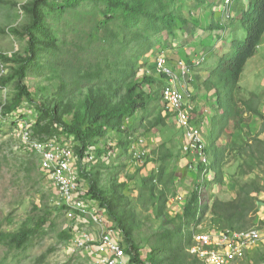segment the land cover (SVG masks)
I'll return each mask as SVG.
<instances>
[{"label": "rangeland", "instance_id": "obj_1", "mask_svg": "<svg viewBox=\"0 0 264 264\" xmlns=\"http://www.w3.org/2000/svg\"><path fill=\"white\" fill-rule=\"evenodd\" d=\"M31 1L0 0V54L7 58L5 61L0 60V81L13 73L25 55L28 37L24 33V28L31 22L27 12V6ZM205 1L201 4L195 0H176L180 5L182 16L188 20L187 25L183 26L182 30H177L176 38H169L166 44L155 47L147 54L144 62L137 63V73L132 81L137 83L146 95H154L161 89L163 79L154 66L157 53H163L170 62L182 59L187 63H194L203 54L206 57L205 61L203 60L201 65L194 66L193 80L189 84L186 83L185 87L189 93V103L194 108L193 122H203L207 127V117L212 115L214 111L212 105L215 101L212 93L204 90L203 81L207 78L209 66L217 60L214 52L222 54L230 46L229 41L220 45L221 38L216 39L215 33L220 30L207 27L214 17L230 22L226 17L230 11H223V0ZM214 3L217 6L212 5ZM233 5L231 4V8ZM211 12L213 18L209 15ZM97 17L101 15L98 14ZM96 19L90 8L86 6L66 10L60 15L55 10L48 12L47 20L52 35L56 37L57 44L61 46L64 44L62 47L67 52L63 56L69 63L66 66L53 62L48 53H43L38 66L28 69L23 80L37 99L42 101L54 99L61 84L70 81L71 76L66 69L74 64L72 54L77 50V46L88 49L99 47L102 34L94 29ZM236 37L238 40H243L245 30L240 27ZM210 47L211 49H208ZM259 47V51L257 49L256 54L244 66L238 96L249 99L254 93L256 96L253 97V102L264 116V46ZM210 50L211 53L208 52ZM148 77L152 81H148ZM12 83L13 80L3 86L0 85V230L18 231L24 227H33L43 216L47 221L39 228L37 236L35 235L32 244L25 251L8 252L6 247L0 246V260L7 256L8 264H96L89 248L95 243L99 234L104 230H112V234L125 245L122 232L96 200L91 202L94 207L98 205L102 213V220L97 223L90 219V215L80 220L70 219L62 207L55 206L57 194L51 180L40 168L37 155L24 147L20 139V131L27 127L36 137H57L54 131L49 132V127L44 126L43 129H39L35 125L37 112L25 99L19 102L17 108L9 111L14 95ZM73 89L65 101L72 109H78L88 88L80 84L73 85ZM146 107L147 111L140 109L123 123L126 129L130 130L129 134L132 135L133 141L142 138L143 143L138 146L143 145L147 151L146 155H143L136 164L130 159L129 143L125 140L126 134L109 131L108 140L114 147L111 156L106 158L91 150L89 156L92 154L93 158L88 156L82 161L84 171L97 178L98 186L107 196L111 198L116 196L123 199V202L126 201L123 219L131 226L132 238L137 245L141 264H202L189 255L187 245L179 247L174 244L163 250L164 252L156 249L162 247L163 235L177 225V216L182 213L177 203L168 202L162 214H159L162 204L159 199L161 189L165 184L167 199L177 194H181L184 200L188 199L197 183V170L195 167L190 170L186 168L187 161L184 160L186 156L181 152L182 137L180 136L183 133L171 116V112L162 106L161 100L157 102L148 100ZM158 116L165 117L166 126L151 127V123ZM64 117L67 121L71 119L69 114ZM251 121L253 124L251 133H259L263 118L254 116ZM203 132L206 138L207 128L203 129ZM61 138L75 144L73 139H67L65 134L58 136V139ZM226 138L227 135H224L223 139ZM104 144L106 143L100 141L96 147L100 148ZM166 153H172V157L162 160ZM182 159L184 162L181 161ZM242 161L243 157H237L229 149L226 151L222 166V182L218 184L211 180L204 184L199 195L202 203L209 206L201 221L195 228L190 226V230H206L215 224L211 220L212 200L216 197L229 199L234 196L238 167ZM161 167L165 170L164 176L170 174L171 178L169 175L168 179L164 177L162 181L158 180L157 174ZM75 168L78 171L77 164ZM148 177H153L152 183L145 185L144 181ZM250 178H256L264 184V165H259L255 174L244 177V179ZM81 179L88 188L89 180L84 177ZM256 201L255 210L250 214L249 221L244 227L258 226L264 230V216L259 215L261 210H264V192L260 196L256 195ZM65 231H68L69 239L58 236ZM84 234L90 235L93 240L87 242L86 247L83 248L77 246L75 240ZM126 258L129 259L127 255ZM263 263L264 239H261L242 259L234 260L230 264Z\"/></svg>", "mask_w": 264, "mask_h": 264}, {"label": "trees", "instance_id": "obj_2", "mask_svg": "<svg viewBox=\"0 0 264 264\" xmlns=\"http://www.w3.org/2000/svg\"><path fill=\"white\" fill-rule=\"evenodd\" d=\"M195 1L201 4L206 2ZM212 5L217 6L215 3ZM80 6L90 8L97 18L94 29L101 32L102 42L97 49L77 46V50L72 54L74 64L66 69L71 76L70 81L61 84L54 99L48 101L37 99L23 80L28 69L38 66L43 53H48L53 62L66 66L69 63L63 56L67 52L62 47L64 44L62 46L57 44L56 37L52 35L47 14L55 10L60 15L66 10H75ZM222 8L224 12L230 11L226 16L227 21L230 22L213 18L211 12L209 15L213 19L211 18L207 28L220 30L215 33L216 39L221 38L220 45L229 41L230 46L222 54L214 52L217 60L211 63L207 78L203 81L204 90L214 96L215 103L212 105L214 111L207 117V127L203 122L198 124H201L202 129L207 128L204 139L214 172V182L218 184L222 182V166L228 149L237 157H243L238 167L234 196L229 199L216 197L210 205L211 220L215 223L210 229L239 230L245 229L250 214L255 210L256 195L264 192V184L256 178L244 179L247 175L255 174L259 165H264V116L253 102V97L256 96L254 93L249 99L238 96L244 66L256 54L258 46L263 41L264 0H229L228 4H224L223 0ZM27 12L31 22L24 28V33L28 37L25 55L13 73L0 81V85L3 86L13 80V104L9 111L17 108L19 102L25 99L37 112L35 125L39 129L46 126L50 128V133L54 131L57 138L60 134H65L67 139H73L75 163L79 175L89 180L90 198L98 201L99 206L122 232L124 249L129 261L141 264L137 245L132 238L131 226L123 219L126 201L123 202V199L116 196L113 198L107 196L98 186L97 178L84 171L82 161L89 156L91 150L105 156L107 149L112 146L104 144L97 148L96 145L100 141L103 142L106 136L110 139L109 131L126 134L125 140L129 143L128 151L131 156L130 145L133 139L129 134L130 130L123 125L124 121L140 109L147 111L148 100H156V102L161 100L162 106H165L161 96L165 84L163 79L161 89L154 95H146L145 91L132 81L137 73V63L144 62L147 54L155 47L166 44L169 38H176L177 30H182L188 20L182 16L180 5L176 0H60L59 2L32 0L27 6ZM98 14L101 17L98 18ZM240 27L245 30L243 40H238L236 37ZM208 52L211 53V50ZM0 60L5 61L7 58L0 54ZM147 80L152 81L150 77ZM80 84L88 88L87 94L78 109H72L65 99L73 92V85ZM66 114L71 116L70 121L64 119ZM254 116L263 118L259 133H251L253 126L251 120ZM158 125L166 126L165 117L158 116L151 123V127ZM224 135H227L226 139H223ZM171 157L172 153H166L162 160ZM200 169L201 166H197L196 186L189 198L184 200L182 213L177 216V225L167 230L163 235L162 247L156 248L159 252H164L163 250L174 244L179 247L187 245L192 234L190 226L194 228L197 226L209 206L202 203L198 192L200 184L207 182L198 181ZM164 172V168L161 167L157 174L159 181L164 177L169 178L167 176L170 174L164 176ZM152 178L145 179V185L151 184ZM159 199L162 203L159 214H162L168 204L165 184ZM46 221L47 218L43 216L33 227H24L18 231L0 230V246L6 247L8 252L25 251ZM67 232L58 236L69 239L70 235ZM6 259L7 256L0 260V264H8Z\"/></svg>", "mask_w": 264, "mask_h": 264}, {"label": "built area", "instance_id": "obj_3", "mask_svg": "<svg viewBox=\"0 0 264 264\" xmlns=\"http://www.w3.org/2000/svg\"><path fill=\"white\" fill-rule=\"evenodd\" d=\"M228 3L229 0H224V4ZM204 58V55H200L198 60L188 64L182 59L170 62L163 53H157L154 60L157 73L165 81L161 90L163 103L166 109L172 113V117L183 133L181 152L186 156L184 158L187 161L185 162L186 168L190 170L193 167L196 169L197 166H201L200 182L213 180L214 172L206 152L202 126L192 120L194 108L189 103V93L185 84L192 82V69L194 66L201 65ZM20 132V139L24 147L37 155L40 168L51 180L57 194L55 206L62 207L70 219L80 220L86 215H90L93 222L97 223L99 220L101 222L102 213L99 206L94 207L91 202L93 199L88 194V188L75 168L76 156L74 145H72L74 143H70L64 138L36 137L27 127L21 129ZM103 142L111 146L108 136L103 139ZM141 142L142 138H137L130 146L131 160L136 164L147 152L143 145L142 147L138 146L143 143ZM113 149L114 147L107 149L106 158L111 156ZM89 158H93L92 154ZM203 187L204 184H200L199 193ZM169 198L168 202L170 204L177 203L182 212L183 196L177 194ZM261 239H264V230L258 226L239 230H195L192 231L187 244V252L202 264H230L234 260L242 259ZM92 240L90 235L84 234L75 240V244L84 248L87 242ZM89 252L96 264H140L130 262L126 258L124 245L112 234V230L102 231L95 243L90 246Z\"/></svg>", "mask_w": 264, "mask_h": 264}, {"label": "crops", "instance_id": "obj_4", "mask_svg": "<svg viewBox=\"0 0 264 264\" xmlns=\"http://www.w3.org/2000/svg\"><path fill=\"white\" fill-rule=\"evenodd\" d=\"M260 45H261V46H262V45L264 46V35H263V41H262V43H261ZM260 45H259V46H260ZM259 46H258V47H259ZM259 48H260V47H259ZM259 48H258V51H259ZM250 59H251V58H250ZM254 64H256V63H253V65H254ZM258 196H260V195H258ZM263 208H264V207H263ZM259 215H261V217H263V216H264V210H261V212H260Z\"/></svg>", "mask_w": 264, "mask_h": 264}]
</instances>
